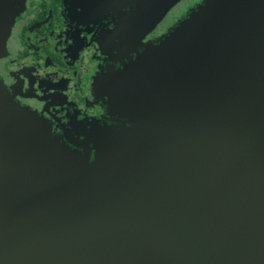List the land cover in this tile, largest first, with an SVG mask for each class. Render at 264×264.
I'll return each mask as SVG.
<instances>
[{
    "label": "water",
    "instance_id": "1",
    "mask_svg": "<svg viewBox=\"0 0 264 264\" xmlns=\"http://www.w3.org/2000/svg\"><path fill=\"white\" fill-rule=\"evenodd\" d=\"M124 1L137 40L179 0ZM114 77L80 151L0 81V264H264V0H200Z\"/></svg>",
    "mask_w": 264,
    "mask_h": 264
},
{
    "label": "flooded vegetation",
    "instance_id": "2",
    "mask_svg": "<svg viewBox=\"0 0 264 264\" xmlns=\"http://www.w3.org/2000/svg\"><path fill=\"white\" fill-rule=\"evenodd\" d=\"M10 2L18 11L0 56V81L17 104L45 121L59 142L80 151L75 143L91 146L95 131L123 121L108 105L109 93L119 92L114 75L200 0L171 22L167 12L137 40L129 35L132 13L124 0Z\"/></svg>",
    "mask_w": 264,
    "mask_h": 264
},
{
    "label": "rangeland",
    "instance_id": "3",
    "mask_svg": "<svg viewBox=\"0 0 264 264\" xmlns=\"http://www.w3.org/2000/svg\"><path fill=\"white\" fill-rule=\"evenodd\" d=\"M195 2V0H179L176 4H174L169 10V14L166 18L167 22H171L174 20L175 17H177V15L183 11L184 9H186L187 7H189L191 5V3ZM167 13V12H166ZM164 17V16H163ZM3 55V54H2ZM1 55V56H2Z\"/></svg>",
    "mask_w": 264,
    "mask_h": 264
},
{
    "label": "trees",
    "instance_id": "4",
    "mask_svg": "<svg viewBox=\"0 0 264 264\" xmlns=\"http://www.w3.org/2000/svg\"><path fill=\"white\" fill-rule=\"evenodd\" d=\"M195 1H196V0H195ZM198 3H199V2H198ZM198 3H197V4H198Z\"/></svg>",
    "mask_w": 264,
    "mask_h": 264
}]
</instances>
